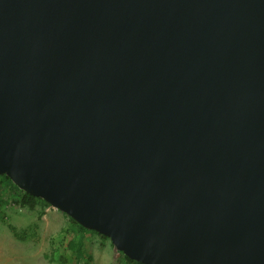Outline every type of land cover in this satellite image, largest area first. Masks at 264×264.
<instances>
[{
    "label": "water",
    "instance_id": "1",
    "mask_svg": "<svg viewBox=\"0 0 264 264\" xmlns=\"http://www.w3.org/2000/svg\"><path fill=\"white\" fill-rule=\"evenodd\" d=\"M0 175L141 264H264V0H0Z\"/></svg>",
    "mask_w": 264,
    "mask_h": 264
},
{
    "label": "rangeland",
    "instance_id": "2",
    "mask_svg": "<svg viewBox=\"0 0 264 264\" xmlns=\"http://www.w3.org/2000/svg\"><path fill=\"white\" fill-rule=\"evenodd\" d=\"M3 187L4 181L0 177V193ZM2 213L0 264H63V255L69 264H75L73 254L66 246L69 241L78 239H82L85 251L92 256V264H124L121 252L108 237H101L91 230L80 233L68 215L42 201H38L34 210L9 201ZM8 225L14 226L24 237H16ZM77 264H85V261Z\"/></svg>",
    "mask_w": 264,
    "mask_h": 264
},
{
    "label": "trees",
    "instance_id": "3",
    "mask_svg": "<svg viewBox=\"0 0 264 264\" xmlns=\"http://www.w3.org/2000/svg\"><path fill=\"white\" fill-rule=\"evenodd\" d=\"M0 177L4 181L3 191L0 193V218L1 219H4L2 209L4 208V206L8 204L9 201L21 207H27L30 210H34L36 208L38 201H42L44 204L49 205L44 200L33 197L29 195L28 193H25L24 191L20 190L6 175H0ZM70 220L74 225L78 227V230L80 231V233L87 230L84 227L80 226L78 223H76L73 219L70 218ZM8 226L11 229V231H13L16 237L18 238L24 237L23 234H20L19 232H17L14 226L12 225H8ZM99 235L101 237H105L101 234ZM66 250L72 252L73 258L75 260V264H77L81 260H84L85 264H92L93 262L92 256L87 251H85V247H84L82 239H78L77 241L76 240L69 241L67 243ZM61 259H62L63 264H69L68 259L64 255L63 257H61ZM121 259L124 262V264H141V263H138L134 260L127 258L123 253H121Z\"/></svg>",
    "mask_w": 264,
    "mask_h": 264
}]
</instances>
